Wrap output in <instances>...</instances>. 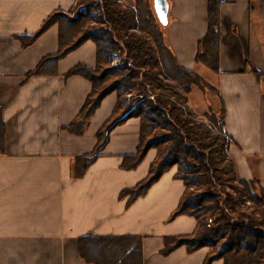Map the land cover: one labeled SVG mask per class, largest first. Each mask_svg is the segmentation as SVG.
Listing matches in <instances>:
<instances>
[{
	"label": "crops",
	"instance_id": "crops-1",
	"mask_svg": "<svg viewBox=\"0 0 264 264\" xmlns=\"http://www.w3.org/2000/svg\"><path fill=\"white\" fill-rule=\"evenodd\" d=\"M165 36L179 65L200 74L195 62L198 41L207 32L208 0H167ZM75 0H0V105L5 123L0 153V264H92L79 256L83 236L142 239L143 264H203L209 249L185 246L161 254L165 236L191 234L196 219L171 217L185 191L173 166L147 192L128 203L120 196L144 179L157 155L150 148L131 169L123 158L139 144L140 119L120 124L110 119L116 92L106 95L82 134L68 131L92 83L67 75L76 65L96 66V46L87 40L56 63L55 74L27 76L57 52L58 25L31 44V35L53 11L67 12ZM219 63L213 72L217 102L237 177L264 188V0H224L219 8ZM252 68L259 71L257 76ZM208 82V81H207ZM124 116V115H123ZM122 116V117H123ZM77 159H90L80 177ZM211 264H223L217 259Z\"/></svg>",
	"mask_w": 264,
	"mask_h": 264
},
{
	"label": "trees",
	"instance_id": "trees-1",
	"mask_svg": "<svg viewBox=\"0 0 264 264\" xmlns=\"http://www.w3.org/2000/svg\"><path fill=\"white\" fill-rule=\"evenodd\" d=\"M223 3L224 0H208L207 32L198 41L195 56L196 63L214 72L218 71L219 8ZM82 4L85 14L72 18L67 12L53 11L37 31L20 37L22 45L27 46L50 26L58 25L57 52L44 57L27 76L55 74L58 59L83 42L93 41L96 66L79 64L67 73L81 75L92 83L91 93L67 128L72 134H82L102 99L116 92L117 103L98 137L101 139L112 122L117 125L137 117V151L123 158L122 167L134 168L150 148L157 150L147 176L122 190L120 196H129L128 203L132 202L144 195L164 172L177 167L175 176L183 180L185 191L171 217L193 216L196 227L191 234L165 236L161 254L167 255L181 246L188 252L207 247L203 264L217 259H222L223 264H264V188L255 189L254 181L237 177L234 162L224 149V110L221 108L219 117L209 111L204 115L207 122L197 120V114L188 108L193 86L203 93L213 87L196 71L178 64L153 0H134L132 5L123 0H75V6ZM114 57L119 62L112 66ZM252 72L260 75L253 68ZM128 94L132 97L129 100L125 97ZM4 136L0 105V153ZM89 161L77 159L73 175L80 177ZM78 251L87 263L143 264L142 239L137 236H83L78 239Z\"/></svg>",
	"mask_w": 264,
	"mask_h": 264
},
{
	"label": "rangeland",
	"instance_id": "rangeland-1",
	"mask_svg": "<svg viewBox=\"0 0 264 264\" xmlns=\"http://www.w3.org/2000/svg\"><path fill=\"white\" fill-rule=\"evenodd\" d=\"M123 1L127 5H132L134 3V0H123ZM80 6L85 7V5H83V4L79 5V6H74L75 10L73 9L72 11H67V14L72 18H75L77 15H80V14H85L84 11H79ZM85 11H86V8H85ZM96 13L99 14V11H96ZM114 58L115 59L113 61H117V63H118L119 59H117V57H114ZM111 65L114 66L113 62ZM200 75L204 79V81H206V82L208 81L207 82L208 84L209 83L212 85L214 84V79H213L214 75H213V72L209 68L202 67L200 69ZM107 84H108V82H107ZM212 85H210V86L213 87ZM125 97L128 100L132 98V97H130V94H128ZM188 108L197 114V116H198L197 120H199V121H201L203 119V121L208 122V120H206V117L204 115L207 114L211 110H213L214 113H216V115L218 117L221 115V106L217 102V93H216V90L214 87H213V89H207V91L205 93H203V91L198 86H193L191 92L188 95ZM208 126L210 127L209 124H208ZM222 131H224L226 138H227V143L224 144V149L228 152L229 146L231 144V139H230L229 135L226 133V131L224 130V127H223ZM102 139H103V135L101 137V141H102ZM254 186H255V189L258 187L256 185H254Z\"/></svg>",
	"mask_w": 264,
	"mask_h": 264
},
{
	"label": "water",
	"instance_id": "water-1",
	"mask_svg": "<svg viewBox=\"0 0 264 264\" xmlns=\"http://www.w3.org/2000/svg\"><path fill=\"white\" fill-rule=\"evenodd\" d=\"M153 7L159 22L163 26L168 23V1L167 0H153Z\"/></svg>",
	"mask_w": 264,
	"mask_h": 264
},
{
	"label": "built area",
	"instance_id": "built-area-1",
	"mask_svg": "<svg viewBox=\"0 0 264 264\" xmlns=\"http://www.w3.org/2000/svg\"><path fill=\"white\" fill-rule=\"evenodd\" d=\"M79 11H84L85 12V7L84 6H80ZM117 61H113V65H116Z\"/></svg>",
	"mask_w": 264,
	"mask_h": 264
}]
</instances>
